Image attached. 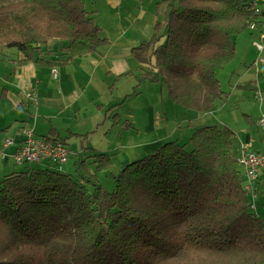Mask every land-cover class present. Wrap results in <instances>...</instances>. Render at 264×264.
<instances>
[{
    "label": "trees",
    "instance_id": "trees-1",
    "mask_svg": "<svg viewBox=\"0 0 264 264\" xmlns=\"http://www.w3.org/2000/svg\"><path fill=\"white\" fill-rule=\"evenodd\" d=\"M163 5L167 20L132 50L140 81L166 86L185 110L210 112L225 100L219 74L237 36L257 21L251 0H161L156 15ZM95 16L84 0H0V46L50 67L102 54L109 41ZM235 142L228 127L194 128L189 142H165L120 168L112 191L101 173L114 156L95 150L74 173L49 163L6 175L0 264H264V219Z\"/></svg>",
    "mask_w": 264,
    "mask_h": 264
},
{
    "label": "crops",
    "instance_id": "crops-1",
    "mask_svg": "<svg viewBox=\"0 0 264 264\" xmlns=\"http://www.w3.org/2000/svg\"><path fill=\"white\" fill-rule=\"evenodd\" d=\"M84 1L86 6L94 3ZM133 2L136 6L125 14L121 9ZM90 9L96 10V22L109 41L102 54L50 67L35 60L21 63L24 56L16 48L8 50L10 55L1 53L2 173L17 165L14 155L24 141L22 131L26 128L33 129L38 136L64 141L72 152L67 163L72 169L76 161L88 157L93 150L113 155V167L120 169L134 159L156 152L168 139L181 136L176 135L182 129L177 120L170 129L159 123L165 115L159 100L150 103L142 97L144 92L137 91L143 82L132 50L152 38L156 10L145 0H104L103 4L96 0ZM149 88L144 87V91ZM103 116L105 122L101 127ZM108 120L113 125L109 126ZM119 125L123 129L118 130ZM194 127H188L190 133ZM6 140L13 144L4 147Z\"/></svg>",
    "mask_w": 264,
    "mask_h": 264
},
{
    "label": "rangeland",
    "instance_id": "rangeland-1",
    "mask_svg": "<svg viewBox=\"0 0 264 264\" xmlns=\"http://www.w3.org/2000/svg\"><path fill=\"white\" fill-rule=\"evenodd\" d=\"M95 1L96 0H94V3ZM160 1L161 0H145V2L151 6V9L153 7V10H156L155 8ZM97 2H101V4H103L104 0H97ZM94 3H87L88 8H93ZM136 4L137 3L133 2L130 7L126 6L121 10L125 14H128L131 9L136 6ZM140 7L141 5H139V8ZM169 11L170 10L167 5H163L161 6L158 17L155 13L154 17L157 21L162 22L167 20ZM259 37V32H254L250 29H246L237 36L235 59L230 62L219 74L222 89L226 92L225 100L218 102L216 107L210 112L196 113L194 111L185 110L182 106L176 105L172 102L166 86L143 81V84L139 86L137 91L144 92L142 97L147 98L150 103L152 101L159 100V106L162 105V109L165 111V115L159 119V123H161L162 126H166L167 129H170L175 125V120H177L178 124L182 127L181 132L176 133V135H181L180 137L168 139L166 142L177 140L182 144L187 143L189 142L192 134L188 130L189 126L192 127L193 125L195 126L194 128H197L205 125H214L222 128L228 127L234 130L236 132L235 145L238 149L241 148L243 144H247L249 142H252V151H256L258 148L264 147L261 143L262 137L259 132V128L257 127L259 119L264 115V63H259L262 58L264 59V49L260 52L256 46L259 42ZM46 48L48 49V45ZM3 49H5L4 52H2ZM8 50L11 51L9 47L0 46V55L1 53L10 55ZM132 61L137 64L134 59H132ZM144 87L150 88L148 91H144ZM132 99H134L132 100L134 103L136 98L133 97ZM93 105L95 106V103H93ZM108 121L109 126L113 125L110 120ZM102 122L103 124L101 127L104 126L105 116H103ZM119 129H123V126L119 125L118 130ZM2 156L3 154L1 151L0 182L6 175L12 173L13 171H24L29 168L47 167V164L45 163L16 165L14 169L11 168L6 173H2ZM74 160L76 161V159ZM66 165L63 166L64 172H75L74 169ZM118 171L119 169L113 167L112 169L101 173V181L107 190H114L115 183L113 176L118 174ZM245 176L246 186L250 180L246 174ZM258 176V183L252 191L248 192V194L253 201L255 213L264 219V170H261Z\"/></svg>",
    "mask_w": 264,
    "mask_h": 264
},
{
    "label": "built area",
    "instance_id": "built-area-1",
    "mask_svg": "<svg viewBox=\"0 0 264 264\" xmlns=\"http://www.w3.org/2000/svg\"><path fill=\"white\" fill-rule=\"evenodd\" d=\"M252 9L257 15V21H252L248 29L259 32V42L256 44L259 51L264 49V0H251ZM258 63V61H257ZM259 63H264L262 58ZM57 76V69H54ZM259 132L264 143V115L257 123ZM24 141L19 147L14 159L17 165L24 164H42L50 163V165L62 170L63 165L68 162L71 151L61 142L50 141L45 137L35 134L33 129H23ZM13 144L12 140H6L4 147ZM252 142L243 144L238 155V161L245 169L246 175L250 182L245 186L247 192L254 189L258 183L259 172L264 170V149L252 151Z\"/></svg>",
    "mask_w": 264,
    "mask_h": 264
}]
</instances>
